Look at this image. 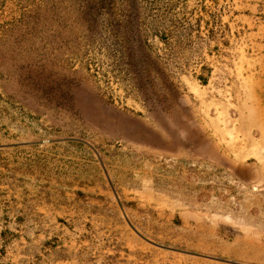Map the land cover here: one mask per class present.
<instances>
[{
	"label": "rangeland",
	"instance_id": "obj_1",
	"mask_svg": "<svg viewBox=\"0 0 264 264\" xmlns=\"http://www.w3.org/2000/svg\"><path fill=\"white\" fill-rule=\"evenodd\" d=\"M251 31L264 37V0H0V179L20 191L217 198L241 234L252 224L260 256L238 264H264V170L237 169L242 180L221 168L202 99L207 59H226L237 36L246 63ZM73 208L61 216L75 220ZM60 219L45 229L53 247L89 240L91 228Z\"/></svg>",
	"mask_w": 264,
	"mask_h": 264
},
{
	"label": "crops",
	"instance_id": "obj_2",
	"mask_svg": "<svg viewBox=\"0 0 264 264\" xmlns=\"http://www.w3.org/2000/svg\"><path fill=\"white\" fill-rule=\"evenodd\" d=\"M257 34L251 31L247 51L252 52L246 63L243 37L237 36L229 38L226 59L213 55L207 59L205 67L210 71L202 98L204 115L212 106L215 110L208 130L224 156L221 168L229 174L246 167L253 178L264 170V37ZM238 174L235 179L243 180ZM180 192L20 191L0 179V264H229L227 258L238 264L260 256L259 247L254 248L252 224L247 226L248 234H241L236 211L224 210L217 198L181 201ZM201 192L218 196L224 191ZM84 195L91 198L83 200ZM73 204L75 215L70 216L75 220L62 217ZM60 217L63 226L91 228L89 240L77 236L69 242L60 237L53 247V235H46L45 229L59 225ZM228 225L231 237L221 231ZM247 242L251 248L245 253Z\"/></svg>",
	"mask_w": 264,
	"mask_h": 264
},
{
	"label": "bare ground",
	"instance_id": "obj_3",
	"mask_svg": "<svg viewBox=\"0 0 264 264\" xmlns=\"http://www.w3.org/2000/svg\"><path fill=\"white\" fill-rule=\"evenodd\" d=\"M221 138V137H220Z\"/></svg>",
	"mask_w": 264,
	"mask_h": 264
}]
</instances>
